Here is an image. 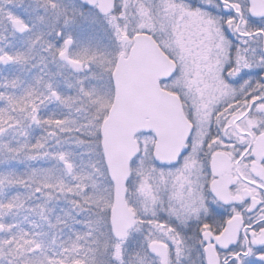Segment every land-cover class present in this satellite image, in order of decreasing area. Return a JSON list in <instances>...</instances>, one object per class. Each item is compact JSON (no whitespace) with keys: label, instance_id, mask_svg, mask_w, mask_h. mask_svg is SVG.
I'll return each instance as SVG.
<instances>
[{"label":"snow or ice","instance_id":"1","mask_svg":"<svg viewBox=\"0 0 264 264\" xmlns=\"http://www.w3.org/2000/svg\"><path fill=\"white\" fill-rule=\"evenodd\" d=\"M23 4L0 0V264H264V0Z\"/></svg>","mask_w":264,"mask_h":264},{"label":"water","instance_id":"2","mask_svg":"<svg viewBox=\"0 0 264 264\" xmlns=\"http://www.w3.org/2000/svg\"><path fill=\"white\" fill-rule=\"evenodd\" d=\"M135 125H136L135 109L130 108L124 120V127L129 128V127H134ZM129 147L130 145L127 143V141L124 139L123 135L121 134L117 140L118 150L124 151L127 150Z\"/></svg>","mask_w":264,"mask_h":264},{"label":"rangeland","instance_id":"3","mask_svg":"<svg viewBox=\"0 0 264 264\" xmlns=\"http://www.w3.org/2000/svg\"><path fill=\"white\" fill-rule=\"evenodd\" d=\"M30 4H31V1H30V0H24V5H25V7H28ZM41 11H43V10L41 9ZM86 34H87V33L85 32V34L82 35V36L80 37V39H81V41H82L83 43H88V44H90L91 46H94V47H101V48L103 47V45H104L105 43H107V41L103 40L101 36H98V38H97L95 35H94L93 39H91V40L89 41L88 38L85 37ZM93 34H94V33H93ZM1 68H2V70H3L4 67H0V73H1ZM8 69L10 70L9 74H11L13 71H11L10 67H8ZM28 75H31V73H28Z\"/></svg>","mask_w":264,"mask_h":264},{"label":"flooded vegetation","instance_id":"4","mask_svg":"<svg viewBox=\"0 0 264 264\" xmlns=\"http://www.w3.org/2000/svg\"><path fill=\"white\" fill-rule=\"evenodd\" d=\"M31 1V0H30ZM65 2H67V0H65ZM23 6L25 7V5L23 4ZM87 33V32H86ZM94 35L98 38V36H103V33H100V32H97V33H94L93 34V37ZM86 38H88V33L85 35ZM50 68H52L53 71H55V67L53 65H49ZM11 71H18V67H10ZM34 71V70H33ZM10 70L8 69V67H4V69L2 70L1 68V73H5V74H9Z\"/></svg>","mask_w":264,"mask_h":264}]
</instances>
